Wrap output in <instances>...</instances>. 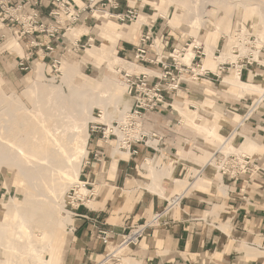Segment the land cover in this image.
Returning a JSON list of instances; mask_svg holds the SVG:
<instances>
[{"label": "rangeland", "instance_id": "obj_1", "mask_svg": "<svg viewBox=\"0 0 264 264\" xmlns=\"http://www.w3.org/2000/svg\"><path fill=\"white\" fill-rule=\"evenodd\" d=\"M154 1H160V0H122L123 9H126L128 6H132L138 10L139 12L138 19L132 22L120 23L117 20L110 18V20L112 21H105V23L109 27L112 26L114 29H118L120 27L122 29L121 31H124L127 33L126 35L125 34L123 35V32H121V34H118V35L113 34L112 36H110L105 31V29L102 28L103 36H104L103 37L101 34V31L97 27V24H98L97 16L96 15L93 16L91 13L84 14V16L82 17V22L79 25L74 26L77 29L82 28V27H86L89 29L88 33L82 32L77 36V38L80 37L79 48L76 49V51L74 50V45H73L74 41L72 40V34L70 33L71 30L67 32L66 38L60 42V47L62 48V52L60 54L61 56H63V61H64V65L62 64V73L60 74L55 70L54 67H52L53 62L51 61L50 58L46 57L45 59H41V57H39V55L37 54L38 47L37 48L28 47L29 46L28 42H30V40H28L27 38H25L24 40H19L20 43H22L21 45L24 50V55H21L19 52L13 49L14 48L13 46H15L17 42L12 43V45L9 44V41L13 40V38L10 37L8 39V42L1 45V48H0V101L2 100L3 93L8 96H11L12 94H14V95L19 96L29 108H32V101L30 98H32V96L33 98H35L38 95L43 96L44 95L43 93H45V90H46V85L48 83V81H44L42 84H39L38 86L34 85L35 84L34 82L37 79V69L40 67H43L46 80L50 81L53 79L56 84H61L64 68L69 63H77L81 67V74H78L75 77V83L77 85H81V84L83 85L84 76L90 77V79L92 80L97 79L96 78L97 74L101 71H102L103 76L104 77L107 76L110 81H114L118 83L124 82L123 75L125 71L139 72L137 70H143L142 65L137 64V63L133 64L132 62H128L127 58L133 52L135 45L139 41L140 35L143 32H147L149 29H151V31L155 33L154 34L155 41H156L155 46H157L158 49H162L163 47V41L161 40V36L164 35L165 39L169 40V45L164 49V52L166 55H168L169 53H172L174 48L180 49L184 47L186 43L192 44L193 41L198 39L202 43V46L205 47V49L207 47V49L209 48L210 50H212L211 52L209 50L207 51L208 52L207 54L210 57L211 56L214 57V55L216 59L220 56L221 58L223 56L229 57V59L226 62H228V65L231 68L230 72L234 74L237 70L233 71V69H235L233 66L237 63V60H235V57H233L232 55L231 37L234 35V32L238 30L239 28H243V29L246 28L247 31L250 33V35L248 36H251V39L249 41L250 44H253V47L257 48L256 49L257 52L260 51L259 53H257L258 55L256 56L255 54V57H254L256 60H258L259 63L253 62V60H246L248 65L246 66V69H244V71L242 72V75H240V78L242 81L257 85V86L250 85L252 86V88H255V89L257 88V90L258 89L262 90L264 88V33H263L264 32V9H263L264 0H243L244 2H248L247 4H249V5H246L245 8L242 7L238 3L232 4V5H222L223 7L210 4V9H207L204 14V21H205L204 25L199 26L200 28H197L196 30L192 31L191 34H186V32L188 33L190 30V23L186 19V13H185L186 10L185 9L182 10V14H181L182 18L181 16L177 15L176 14L177 9L175 7L176 3L174 2L175 0H172V3L169 6L167 5V3L166 4L164 3L158 8L153 6L152 2ZM262 2H263V8L259 9L260 4ZM77 4L81 6L83 5L78 2ZM167 10L169 11L168 19H165V17H163L161 13ZM42 11H43V16L48 15V10L43 9ZM158 13L160 16L158 15ZM141 15L148 17L147 18L148 22L141 23L140 21V19L142 18ZM99 17H101V14L99 15ZM62 18L66 19V15L62 14ZM180 20H182V22H180ZM101 23L102 22L100 21V25ZM156 34L158 37H156ZM223 36H225L226 39L222 38ZM248 36L246 37L247 40L249 38ZM119 37L123 39H120ZM90 38H92L93 40H91ZM15 40H18V39H15ZM112 43H114L113 50H112L113 53H115V55H117L118 57H121L120 66L125 67L123 70H119L120 73L118 72V69L113 70V68H111V66L106 62L105 58H98L94 56L93 54H91L92 51L95 49L94 47H91V45L95 44V46L97 47H100V48L104 47L105 49L108 50L109 46ZM89 47H91L92 49L91 48L88 49ZM211 47L214 49H212ZM245 47L246 46L242 48L243 53L244 55H248L250 53V50L248 51L245 50L247 49ZM87 49L88 51H86ZM189 53H190V56H193L191 51H189ZM43 54L44 53L41 52V56ZM21 57L25 58V61H26L25 63L27 64L28 69H22V67L20 66ZM221 58L219 59L220 61H221ZM205 59H206V56H204L202 60V65L204 68L211 69L214 73L219 72L218 69L223 62H220L218 64V68L215 69L216 68L215 63H214V68H213L210 65H206ZM130 63L133 64L130 67L131 70L127 68L129 66L128 64ZM135 65H137L138 67ZM228 74L229 73L221 74L220 79L210 74L209 77L205 78L204 80V83H205V85H203L204 87L199 88L194 83H189V85L187 86L185 85L182 90L184 93H181V95L177 94L173 99L168 100V103H171L172 106H169L166 109V111L163 112L164 114H167V116L163 117L165 121H168L169 123H173L174 120L178 117V120H180L179 122H181L182 128H187V129L190 128L191 130H194L195 134L200 136L198 140L199 142H197L195 146L199 148L201 154L204 155L205 151L208 150L210 152L209 156H211V157L208 156L209 158L207 157L206 159H203L204 156L203 157L200 156L201 161H204V162L208 161L212 157L215 160L218 159V157L220 156V153L221 152L226 153L228 151L227 149L230 146L231 147L234 146L233 148L236 147L235 149L237 151H238L237 148L241 150L240 149L241 142L235 144V141H237V138H238L237 136L238 134H240L239 131L237 132L236 138L232 141V143L227 145V148H223L222 145L224 141H221L222 138L219 136H218V139H215L214 137H210V134L207 133L208 130H205L204 128L205 124L199 125L198 128L200 130L196 127V123H201L203 121L200 117L196 118L195 121L184 119V117L175 109L174 106L178 105L181 108L188 106L192 110H197L204 117L214 119L213 112H214L216 104L213 103L211 105L210 102L208 101V98L211 96L214 97L215 92H216L217 93V103L221 105L222 110L225 112L224 117L219 120V123L221 124L220 132L224 136V139H226L227 136L230 134V132L235 131L237 126L241 123L243 114L247 111L248 107L251 105V103L260 93V91H244L241 97L232 95L230 86L224 83H220L222 80H224V77L227 76ZM234 83H236L235 85L239 84V85L244 86L243 88L246 87L245 85L240 84L239 82H234ZM31 86L32 87L35 86L34 90L32 93H28L27 88L29 89L31 88ZM107 86L108 87L110 86V82L107 84ZM126 92H124L125 96H123L122 102H126L129 104V106L132 107L133 99L131 95L128 94L127 88H126ZM239 101L243 109L242 114H240V112H238L237 109L235 108V105L237 107L239 106L238 105ZM103 114L104 113H103L102 108L95 107L94 115L97 116L100 120V121L98 120L97 122H103V120H105ZM100 115H102V117H99ZM254 117H256V115ZM253 118L245 122L243 126L247 125L248 122L251 121ZM92 123L93 122H91L89 125V139H88V145H87L88 155L83 160L82 169H81L82 172L79 178L81 180H86L88 179V177L91 178L92 180L93 178L97 179V183L95 184V189H97V186L99 185L100 187L99 192L102 193L105 188L103 183L106 182V179L109 177V169H110L111 163L114 161L115 158L118 159L120 157L118 153H115L117 157L114 156V158L110 160L106 159V162L105 161L103 163L94 162L93 164H90V165L86 164L87 160L92 159L91 150L93 148L99 147L101 145L105 146V144L102 141H99L100 135L92 133V130H91ZM167 124L168 123L166 122V125ZM111 144H112L111 148L116 149L115 142L113 141ZM233 148L231 150H234ZM110 151L113 153L111 149ZM260 154L261 153L258 152V154H255V157H258ZM183 157L185 159L188 158V156L184 154H183ZM149 158L151 157H147L146 159H149ZM169 160L174 162L175 158H171ZM147 161H143V159L140 160V162L143 164L142 171L145 174L144 176L149 177L148 175L149 171L144 166ZM167 165L168 164H164L163 156L158 157L156 168H162ZM193 171H194L193 177L190 179V181H195L198 178L199 174H203L204 176L209 178L210 183L213 181H216V183L219 186L225 187L223 185V181L225 182V179L222 178L218 169H213V167L207 168V166L204 167L203 165V167L198 166V168ZM256 174L257 173L254 174L253 178H255ZM118 176H119V173H118ZM124 176L125 175H123V177ZM184 180H186L187 183L189 182L187 178H185ZM198 184L199 183H196L193 188L197 190L199 189L201 191L202 187L201 185L197 186ZM217 189L220 190V187H217ZM70 190L71 188L69 190H66L65 195H64V199H65L64 209L67 210L69 214L72 211L71 205H69V202H68L69 201L68 195H69ZM127 191L128 189L118 191V193L116 194V197L114 198L115 200L114 205L116 207L121 206L123 204L124 206L126 205V200L128 197ZM177 193H179V191ZM106 194L111 195L112 193L108 191L107 189L106 193L103 194V197L106 196ZM138 194H139V197H137ZM27 195L28 193H27L25 186L22 185L21 179L15 175L14 170L6 168V167H0V203L3 201H8L12 197L17 198L19 201H23V199H25ZM141 196H142V190L134 191V197L137 200ZM98 199L95 198L92 203L93 207H90V206L89 207L90 208H97L96 206L99 207L100 204L97 203ZM110 199L109 200L112 201L113 198L110 197ZM182 208L184 207L181 202V205H178V208H175L173 213L178 215L181 212ZM166 210L167 208L164 211ZM185 210H188V209H185ZM204 210H201V212L199 213V217H203L202 219H204L201 222L205 221L206 223L209 224V227L211 228H216L217 226L223 229L225 220L222 216L224 214L223 212L226 210L225 207L218 206L216 210H214L213 208H206ZM125 211L127 212L130 210L125 209ZM154 213L155 212H151L147 216V219H144L142 223L140 224H143L146 221H149L153 217ZM187 216L189 215L187 214ZM10 217H7V215L0 213V236H1L0 238L2 239V240L0 239V242L2 241L0 243V264H23V263L26 264V260L23 259V256H20V255L17 256L15 253H12L14 250L15 252L17 250L19 252L25 251V253H30V251H29V246L27 243L18 241V238H17L18 231L16 230L19 229L18 228L19 221L14 216H10ZM163 220H165L164 217L161 219V221ZM68 221L64 225L65 227L64 226L59 227L58 230L55 231V233L45 234L44 236L45 239L47 241H50V243H52L54 247L52 248V250L47 249V247L44 245H43L44 247L42 245L38 246V249L40 248L39 249L40 254L43 255L44 253L45 255L42 257H44L43 260L45 259L44 261L46 263H50L51 260H52L51 262H53L54 259H57L58 264H62L61 256L63 253H65L64 264H66L65 259H67L70 254L72 255L71 257L73 259H74V256L75 257L78 256V250L76 246L78 240L76 239L77 233L75 231L77 226L73 218L71 220L70 216H69ZM161 221H157L155 224L159 225ZM155 224L154 226H157ZM9 225H11L12 227ZM14 225L16 226L14 227ZM39 231L40 230L38 228H34V234L37 235ZM130 231L131 229L127 231L126 235L129 234ZM227 232L229 233L230 231L228 230ZM233 238L235 240L239 239L235 236H233ZM19 243H20V246H19ZM241 243L242 242L237 243L238 245L236 246L235 245L236 243H233L232 241L231 245H229L226 248H224L222 244V246L219 247L218 250H214L215 252L209 253V255L207 256L202 255L201 257L202 258L206 257V259H208L210 262L217 261L216 258H222L224 253L231 251L232 257L234 259L236 256L237 257L240 256L241 253L245 254L244 252H246L241 246ZM12 244H14V247ZM115 247L116 248L119 247V243L111 242L109 245H104V249L106 250L105 254L103 256L98 257L97 259H93L95 264H120V262L122 261V258L126 257L127 252L129 251V248L132 247V245L129 247H126V249L119 254L120 257H118V255H115V256L113 255ZM44 250L48 251L46 252L47 254L45 253ZM109 252L112 254L109 257H107L106 255ZM210 255L211 257H208ZM236 259L237 261L241 260L238 258ZM38 263L39 262H34V264H38Z\"/></svg>", "mask_w": 264, "mask_h": 264}, {"label": "crops", "instance_id": "obj_2", "mask_svg": "<svg viewBox=\"0 0 264 264\" xmlns=\"http://www.w3.org/2000/svg\"><path fill=\"white\" fill-rule=\"evenodd\" d=\"M75 1L76 3H84L83 0ZM44 9L49 12L51 7ZM100 14H104L108 21L112 20H110L108 12L95 13L98 18L97 27L103 36V30L100 26ZM70 30L74 42L80 33L89 32V29L86 27L79 29L73 27ZM10 37L13 38V40L9 41L10 45L14 42L22 44L19 40H15L13 35L8 31L6 40L0 42V48L1 45L8 42ZM42 39L44 40L43 36ZM90 39L93 40L92 38ZM28 43V47H30V42ZM20 46L21 48L18 49L15 45L13 49L21 55H24L23 47L22 45ZM94 46L95 44L91 45V47ZM88 49L86 51H88ZM21 58L25 60L24 57ZM218 61L219 60H216L212 56L210 57L208 54L205 59L206 65H210L213 68L215 63V69L218 68ZM234 70H237L239 73V78L237 80L240 81L237 82L246 85V87L243 88L244 86L239 84L235 85L236 83L229 81L232 73L228 74L224 77L223 83L230 86L232 95L241 97L244 91H260V89L257 90V88L254 89L250 86L257 85L241 80L239 69ZM138 71H147V68L143 67V70ZM197 87L200 88L204 86L199 85ZM181 93L184 92L180 90L178 94L181 95ZM208 101L211 105L213 103L216 104L213 112L214 119L204 117L197 110H192L188 106L181 108L175 105L174 107L180 114V109L184 111L189 109L192 112H197L198 116L196 117H200L203 121L201 123H196V127L197 125L199 126L200 124H207L209 122V130L207 133L210 134V137L215 136V139H218L219 136L222 138L221 141H225L224 136L220 132L221 124L219 123V120L224 117L225 112L222 110L221 105L217 103V93L215 92L214 97H209ZM240 101L238 103L239 106L237 107L235 105V108L242 114L243 109ZM181 115L184 119L190 121H195L196 119V117L195 119H190L188 116L185 117L183 114ZM165 116H167V114L163 112H161V114L156 112L150 114L146 121L148 129H154L164 137L159 146H154L158 148L157 151L151 147H147L144 143H140L136 145L138 150L136 155L131 156L129 154V157H121L119 155L120 158H115L109 169V177L106 179V182L103 183L105 188L102 193L99 192V185L97 189H95L97 179L93 178L92 180L87 176L88 179L82 180L89 181L90 184L87 189L92 191L94 196L92 200L87 203V206L81 204L77 207H71L72 211L70 212V218L71 220L73 218L77 226L75 231L77 233L76 239L78 240L76 245L78 256H74L73 259L70 254L69 257L65 259L66 264H95L93 259L103 256L106 251L104 245H109L98 237L100 231L109 232L111 234V242L120 244L127 231L133 226L142 223L151 212H155L153 215L154 217L158 213H161L162 216L164 212L170 210L167 209L164 211L168 200L171 201L175 194H183L184 199L181 202L183 207L188 210L182 208L178 215L173 213V210L170 215L164 217L165 220L163 221H161L163 216H160L159 221H161V223L159 222V225L155 224L157 226L153 225L149 227L140 243L132 245V247L129 248L126 257L122 258L120 264H264V170L258 172L251 181L242 180L240 182H234L232 180H225V182L223 181L225 187L219 186L216 181L210 183L209 178H206L203 174H199L195 181H190L193 177V170H196L198 166L203 167L204 165L207 166V168H217L214 164L209 163L211 158L205 162L201 161L200 156H204L203 159H206L210 155V152L207 150L203 155L200 153L199 148L195 146L196 143L199 142L200 136L195 134L194 130L190 128H182L178 117L173 123H169L164 120L163 117ZM166 122L168 123L167 125ZM239 129L238 131L240 134H238L237 141H235V144L241 142V150L237 148L238 151L254 157L255 154L260 152L261 154L258 156L259 164H264V112H258L256 117ZM152 141L153 140L150 139V144ZM249 141L250 145H248ZM251 141L254 144L256 143L255 145L253 144L255 148L252 147ZM245 144L247 146H245ZM111 146L112 145L105 144V146L101 145L95 147L91 151L97 149L103 151L106 156V162V159L110 160L114 158V156L117 157L115 154L116 150L111 148ZM233 147L234 146H230L227 150ZM223 148H227V146ZM235 148L233 149L236 150ZM183 154L187 155L188 158L185 159ZM162 156L164 164L168 165L162 168H156L158 157ZM147 157H151L152 159H146ZM171 158H175V161L169 160ZM139 159H143V161L148 160L145 163V167L149 171V177L144 176L145 174L142 171L143 164ZM157 172L160 173V175ZM156 174H158V178L155 176ZM123 175L125 176L123 177ZM185 178L189 180L188 183L184 180ZM79 181H81V179ZM196 183H199L197 186L201 185V191L193 188ZM150 184H152V186ZM217 187L222 189L218 190ZM107 189L112 194H106V196L103 197ZM125 189H128L126 205L124 206L123 204L116 207L114 205V198L119 190ZM137 190H142V196L138 200L134 197V191ZM178 191L179 193H177ZM110 197L113 198L112 201H110ZM137 197H139V194ZM95 198H100L97 200L100 206H96L97 208H90L93 207L92 203ZM179 205H181V203ZM218 206H224L226 209L222 216L225 220L223 229L217 226L216 228H211L205 221L201 222L204 220L202 219L203 217H199L201 210L206 208H213L216 210ZM175 208H178V206ZM125 209L130 211L126 212ZM187 214L189 216H187ZM153 217L148 222L153 220ZM226 230L230 232L228 233ZM233 236L239 239L235 240ZM232 241L236 243V246L238 245L237 243L242 242L241 246L246 251L244 252L245 254L241 253L240 256H236L233 259L232 252L228 251L224 253L222 258H216L217 261L211 262L206 259V257H201L202 255L207 256L209 253L215 252L214 250H218L222 244L224 248L228 247L231 245ZM125 249L118 251L116 255L120 257L119 254ZM64 255L65 253L61 256L62 264H64ZM208 257H211V255ZM236 258L241 260L237 261Z\"/></svg>", "mask_w": 264, "mask_h": 264}, {"label": "bare ground", "instance_id": "obj_3", "mask_svg": "<svg viewBox=\"0 0 264 264\" xmlns=\"http://www.w3.org/2000/svg\"><path fill=\"white\" fill-rule=\"evenodd\" d=\"M174 2L176 3L177 15L181 16L182 10H186V19L190 23V30L186 34H191L192 31L200 28L199 26L204 25V14L207 9H210V4L221 7L222 5L238 3L244 8L246 5H249L247 4L248 2H244L243 0H175ZM263 2L260 4L259 9L263 8ZM152 3L154 7L158 8L164 3H167L169 6L172 0H160ZM168 12L167 10L161 13V15L165 19H168ZM147 18L146 16H142L140 19L141 23L148 22ZM100 21L102 22L100 26L110 36L121 34V32H123V35L127 34L121 31L120 27L118 29H114L112 26L109 27L105 23L108 20L104 14H101ZM195 42L187 49L186 56L183 59L188 64L191 63L195 55L193 46L195 44H202L198 39ZM20 45L17 43L16 48L20 49ZM113 46L114 43L109 46L108 50L104 47L94 46L95 49L91 54L98 58H105L111 68L113 70L118 69L119 72V70H123L125 67L120 66L121 57L113 53ZM208 50L212 51L206 47V55ZM189 51L192 52L193 56H190ZM214 58L216 59L215 55ZM220 58L221 56L216 60ZM228 59L229 57L223 56L221 61H218V64ZM133 64H128L127 68L130 69ZM78 74H81L80 65L69 63L64 68L61 84H56L53 79L50 81L46 80L43 67H40L37 69V79L34 85L38 86L44 81H48V83L43 96L38 95L35 98L33 96L30 98L32 108H29L19 96L14 94L8 96L3 93L2 100L0 101V167L14 170L15 175L21 179L22 185L25 186L28 193L23 201L12 197L8 201L1 202L0 213L7 215V217L14 216L19 221V229L16 230L18 231V241L27 243L30 253H25V251L19 252L17 248V251L15 252L14 250L12 253H15L17 256H23L26 264H34V262H39L40 264H58L57 259L46 263L45 259L43 260L44 257H42L45 255L44 253L43 255L40 254L38 246L44 245L47 249L52 250L54 247L50 241L45 239V234L55 233L59 227H63L69 220L70 214L64 209V195L66 190L80 183L79 177L82 163L88 155L89 125L91 122L99 120L94 115L95 107L103 109L105 119L103 122L105 121L108 124H112L115 120L123 121L127 119L131 108L128 103L122 102L127 88L125 82L110 81L107 76H103L101 71L97 74V79L92 80L90 77L84 76L83 85H77L75 77ZM238 74L237 71L232 74L229 81H240L237 80L239 78ZM109 82L110 86L108 87L107 84ZM34 87L27 88V92L32 93ZM260 91L262 90L260 89ZM180 112L185 117H190V119H195L198 116L197 112H192L189 109H186V111L180 109ZM99 117H102V115ZM208 124L209 122L204 125L205 127L203 126L205 130H209ZM197 127L199 126L197 125ZM213 137L215 138V136ZM151 144H155V142L152 141ZM253 144L252 147H254ZM248 145H250V141ZM245 146L247 145L245 144ZM115 150L121 157H129V153L122 151L118 146ZM210 160L209 163H212ZM212 164L215 165V163ZM158 174L160 175V173ZM158 174L155 176L157 177ZM150 185L152 186V184ZM88 192L87 188L81 187L77 197L83 199ZM180 195L183 196V194ZM180 199L181 196L179 199H172L167 206V209L170 208V210L164 212L162 216L170 215L175 206L181 203ZM75 205L77 206V203ZM160 216L161 214H156L150 223L154 225L159 221ZM34 228L40 230L37 235L34 234ZM12 245L14 247V244ZM125 248L123 246L115 247L113 255L115 256L118 251Z\"/></svg>", "mask_w": 264, "mask_h": 264}, {"label": "built area", "instance_id": "obj_4", "mask_svg": "<svg viewBox=\"0 0 264 264\" xmlns=\"http://www.w3.org/2000/svg\"><path fill=\"white\" fill-rule=\"evenodd\" d=\"M83 2L81 6L75 0H48V2L47 0H0V42L6 40L8 31L15 39L24 40L27 38L30 40V47H38L37 54L39 57L41 59L50 58L53 62L52 67L60 74L63 64L60 42L66 38V34L71 28L82 22L84 14L91 13L94 16L97 12H108L109 18L120 23L132 22L139 17L138 10L132 6L122 9V0H83ZM47 7H51V9L47 16H43L42 10ZM62 14L66 15V19L62 18ZM248 33L246 28H239L231 37L232 55L237 60L233 67L240 70V75L248 65L246 60L259 63L254 57L260 51L257 52V48L250 44L251 36H248L250 35ZM154 34L151 29L143 32L133 52L127 58L128 62L137 63L147 68V71L138 73L124 72L123 80L129 95L133 99L127 119L115 120L112 124L93 122L91 125L92 133L100 135L99 141L108 145H112L111 143L114 141L116 147L118 146L131 156L138 153L137 144L144 143L147 147L157 151L158 148L156 147L163 141V135L154 129H148L146 126L150 114L156 112L161 114V112L166 111L169 106H172L168 100L173 99L180 90H183L185 85L187 86L189 83H194L197 86L205 85L204 80L210 74L220 79L221 74L231 73V68L226 61L220 65L218 74L211 69L204 68L202 60L207 55L202 44L193 46L195 55L190 64L185 62L183 59L186 56V51L195 41L192 44L186 43L180 49L174 48L172 53L166 55L164 49L169 45V40L165 39L164 35L161 36L163 47L158 49L155 46ZM247 36L249 37L248 40ZM156 37H158L157 34ZM222 38L226 39L225 36ZM79 42L80 37L73 43L75 51L80 46ZM244 46L247 48L245 50H250L248 55L243 53L242 48ZM41 52L44 53L42 56ZM25 62L21 58L20 66L22 69H28ZM220 83H223V80ZM258 112H264V88L243 114L241 123L235 131L230 132L222 146L226 147L232 143L239 128ZM150 139L155 144L151 145ZM91 157L92 159L87 160V165L94 162H104L106 158L104 152L99 151V149L91 151ZM210 162L215 163L223 179L234 182L251 181L255 173L264 170V164H259L258 157L231 149L226 153L221 152L216 160L212 157ZM89 184L88 180H81L79 184L71 188L68 195V202L71 207H77L81 204L87 206V202L92 200L94 193L89 189L83 199L77 197L80 188H87ZM180 196V201H182L184 196L180 194H175L173 199H179ZM169 204L170 200H168L167 206ZM151 226L152 224L148 221L133 226L130 233L124 235L119 247L139 244ZM110 235L107 231H100L98 237L106 244H110ZM111 254L109 252L106 256L109 257Z\"/></svg>", "mask_w": 264, "mask_h": 264}]
</instances>
